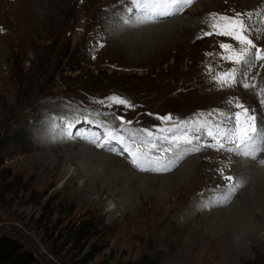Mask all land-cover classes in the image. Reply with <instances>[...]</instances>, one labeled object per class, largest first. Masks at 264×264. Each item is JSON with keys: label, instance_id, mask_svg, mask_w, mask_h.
I'll return each mask as SVG.
<instances>
[{"label": "rangeland", "instance_id": "1", "mask_svg": "<svg viewBox=\"0 0 264 264\" xmlns=\"http://www.w3.org/2000/svg\"><path fill=\"white\" fill-rule=\"evenodd\" d=\"M263 4L192 0L148 19L144 0H0V233L41 264H264V222L229 217L264 168ZM107 156L130 171L126 209L47 172L100 178Z\"/></svg>", "mask_w": 264, "mask_h": 264}, {"label": "bare ground", "instance_id": "2", "mask_svg": "<svg viewBox=\"0 0 264 264\" xmlns=\"http://www.w3.org/2000/svg\"><path fill=\"white\" fill-rule=\"evenodd\" d=\"M264 5V4H263ZM134 6V5H133ZM170 9H172L173 11L177 10V7H179L177 4H173V5H167ZM158 7V6H157ZM167 7V8H168ZM264 8V7H263ZM157 12L159 13L160 15V10L159 8L157 9ZM162 16V15H161ZM172 14L169 15V17H171ZM262 29V28H260ZM263 30H264V27H263ZM232 35V34H231ZM239 36V35H238ZM239 38V37H238ZM240 41V40H239ZM123 44H126V48L130 51H132L133 53L135 54H140L142 52L143 54V49L142 48H136L135 46H137V44L135 42H132L131 44H129L127 41H125V39H122L121 41L119 42H115L113 45L115 47H120L122 46ZM130 47H135L133 49H131ZM125 49V48H124ZM252 53V52H251ZM145 54H147V50H145ZM248 59V58H247ZM259 59V58H258ZM260 62V61H259ZM245 63V62H244ZM256 67V66H255ZM256 69V68H255ZM249 71V70H247ZM206 72V71H205ZM240 71H238V74H239ZM247 73V72H246ZM248 74V73H247ZM246 75V74H245ZM250 81V79H249ZM248 83L245 81V84ZM254 85V84H253ZM240 86V84H239ZM246 89V88H245ZM256 91H258L260 88L258 87H255L254 88ZM251 91V90H250ZM263 100V97H260L256 102L257 104L259 105V102ZM260 112V111H259ZM97 128V126H95ZM261 127H262V130H260V133L257 135V137H260L262 136V132H263V128H264V121L262 122L261 124ZM264 134V133H263ZM256 137V138H257ZM243 147V146H242ZM258 147V144H255L253 148H251L249 151H251L250 153L251 154H254L256 152V148ZM111 149V148H109ZM118 151L117 152H124L122 151L121 148H117ZM242 150V148H239ZM254 151V152H252ZM42 152V151H40ZM243 152V150H242ZM264 154V153H263ZM108 158H106V163L104 166V169L105 171L102 172L99 177L104 179V180H107L108 183L105 185V184H101L100 183V178H98L97 176V173L96 175H94L93 177L91 176H87L84 172V169H82L81 167H77L75 169L76 173L72 172L70 170V168H68L67 166H64V168H59L57 167L56 163H52L50 166V170H48L47 172H50L52 173L51 176L52 177H62L63 175L65 174H70V178L68 179V183L66 185H64V187H68L69 184H72V187L75 188V191L73 192V196L74 197H79V198H84V196H87L88 195V192H91V191H94L96 190V193L99 194V196H97V199L98 201L102 202V195L104 194H107L108 196L112 195V192L113 193H117L119 194V196L121 197L119 202H118V208L121 210V209H126L127 206L129 205L128 203L132 202L133 201V194L130 193V191L132 190H135V188H133L132 184L130 182L132 181H128L129 178L124 176V172H130L128 171L125 166H119L118 168H114L112 167V164L113 163H118V161L116 159H112L110 158V156H107ZM73 158V157H72ZM36 159V158H35ZM33 160V165H37V161L36 160ZM46 160L47 157H45V155L42 154V160ZM145 159V158H144ZM233 159V158H232ZM41 161V160H40ZM147 161V160H146ZM86 162V161H85ZM37 163V164H36ZM149 160L147 162H141L140 164H143V166L145 168H141V167H136L138 170H141V171H146V170H149L148 169V166H149ZM187 163V162H186ZM185 163V164H186ZM39 164H41L39 162ZM70 164V163H69ZM184 164V165H185ZM93 165V164H92ZM120 165V164H119ZM171 165L170 161H168L165 165L166 168H169ZM71 166V165H70ZM134 166V165H133ZM246 166V165H245ZM151 167V166H150ZM182 166H180L178 168V170L175 172V178H178L181 176V173L179 171L182 170L181 168ZM251 167V166H249ZM255 167V166H254ZM259 167V166H258ZM93 168V167H92ZM248 168V167H246ZM112 169V170H110ZM264 168H261V169H257L256 168V173L254 174V177L253 178H250L251 179V187L253 188V190H255V194H254V197L252 196L251 197V200L248 201L247 198L246 200L248 201L247 202V205L246 207L240 209V210H237V214L235 215V218L233 215L229 216L231 219L230 220H234L235 222H239L240 225L242 226H250L252 223L251 222V218L254 216L256 220H259L261 223L264 222V171H263ZM152 170L154 171H160L161 170V167L160 166H157V167H152ZM252 172V171H251ZM42 173V172H41ZM94 173V172H93ZM132 173V171H131ZM246 175H248V173H245ZM45 175V174H44ZM246 175L243 177V181L246 180ZM50 176V177H51ZM48 176L45 177V180H48V183H54L53 181V178H50ZM84 178V183L81 185L80 183L76 182V178ZM56 180V179H55ZM181 180V179H180ZM128 183V184H127ZM123 184V186L121 185ZM50 186V185H49ZM114 187V189L111 188ZM121 186V188L119 187ZM46 188V187H45ZM91 190V191H90ZM224 190H229L227 188L223 189L220 191V193L222 194ZM230 191V190H229ZM137 194H135L136 196H138V199L139 200H142L143 201V192L142 190L140 189H137ZM125 193V194H124ZM76 194V195H75ZM85 194V195H84ZM221 194L220 195H217V197H214V199H218V197L220 198L221 197ZM225 196V195H224ZM226 196H231V192L226 195ZM220 200V199H219ZM243 202V200H242ZM244 203V202H243ZM120 205V207H119ZM123 205V206H122ZM127 205V206H126ZM231 205V204H230ZM230 205H229V208H230ZM122 206V207H121ZM233 206V205H232ZM231 206V207H232ZM228 207V206H227ZM117 208V209H118ZM226 208V207H225ZM234 208V206H233ZM224 209V208H223ZM231 209V208H230ZM230 209H227V210H230ZM225 210V209H224ZM126 210L122 211L123 213H125ZM217 211H222V209H217L215 212ZM234 214V213H233ZM124 215V214H123ZM220 219V218H218ZM225 219V218H224ZM251 219V220H250ZM253 221V220H252ZM255 221V220H254ZM211 224V223H210ZM229 224V223H228ZM255 227H260L261 228V225L258 224V226H254L253 228ZM228 230V229H227ZM229 232V231H228ZM228 234V233H227ZM230 234V233H229ZM248 234H246L247 236ZM251 235V234H249ZM238 236V235H237ZM252 237V239L254 238H257L258 237V234L257 233H252V235L250 236V238ZM259 238V237H258ZM245 239V238H244ZM242 240V239H241Z\"/></svg>", "mask_w": 264, "mask_h": 264}, {"label": "trees", "instance_id": "3", "mask_svg": "<svg viewBox=\"0 0 264 264\" xmlns=\"http://www.w3.org/2000/svg\"><path fill=\"white\" fill-rule=\"evenodd\" d=\"M0 264H41L35 251L28 248L19 238L0 233ZM140 264H152L146 260Z\"/></svg>", "mask_w": 264, "mask_h": 264}, {"label": "water", "instance_id": "4", "mask_svg": "<svg viewBox=\"0 0 264 264\" xmlns=\"http://www.w3.org/2000/svg\"><path fill=\"white\" fill-rule=\"evenodd\" d=\"M36 253V252H35Z\"/></svg>", "mask_w": 264, "mask_h": 264}]
</instances>
